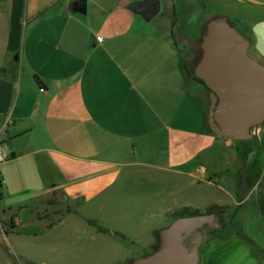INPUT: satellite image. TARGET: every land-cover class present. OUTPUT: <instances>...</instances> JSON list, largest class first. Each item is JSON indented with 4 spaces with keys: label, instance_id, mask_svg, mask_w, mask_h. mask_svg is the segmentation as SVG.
I'll return each mask as SVG.
<instances>
[{
    "label": "crops",
    "instance_id": "0c3cea01",
    "mask_svg": "<svg viewBox=\"0 0 264 264\" xmlns=\"http://www.w3.org/2000/svg\"><path fill=\"white\" fill-rule=\"evenodd\" d=\"M74 1L0 0V152L6 162L21 161L27 172L48 177L40 189L48 203L65 202L67 214L85 210L86 222L88 204L142 191L131 185L135 180L159 179L160 190L151 189L156 195L183 199L167 206L158 197L160 215L188 205L226 206L227 220L221 213L223 228L203 243L200 264H264V122L253 139L213 132L209 90L191 73L196 60H166L174 39L189 42L195 56L201 37L190 36L184 18L193 12L201 19L198 1L165 0L168 20L155 23L162 8L148 21L128 7L138 0H87L85 13L71 8ZM248 1L264 6V0ZM245 29L249 50L264 64V18H250ZM6 171L0 163L2 188ZM206 184L231 200L204 205L183 198ZM127 226L115 232L141 242ZM158 231L146 238L147 253L123 250L149 254Z\"/></svg>",
    "mask_w": 264,
    "mask_h": 264
},
{
    "label": "rangeland",
    "instance_id": "374dc122",
    "mask_svg": "<svg viewBox=\"0 0 264 264\" xmlns=\"http://www.w3.org/2000/svg\"><path fill=\"white\" fill-rule=\"evenodd\" d=\"M197 1L201 19L196 21L193 12L187 13L184 18L193 38L203 34L200 31L201 21H207L217 14L228 16L246 36L249 35L245 29L246 22L250 18H264V6L248 0ZM202 3L205 5L204 10L201 8ZM165 7L166 1L162 0V12L155 17L154 23L168 20V16L163 15ZM249 54L258 61L263 60L257 58L251 50ZM191 57L189 42L174 39L171 54L166 50V60H191ZM259 160L264 162V150L260 151ZM3 163L7 171L3 174V188L0 185V264H128L130 257L141 256H128L123 245L131 247L137 255L147 253L150 250L146 238L153 235V229L167 226L174 219L170 213L158 214L161 207L158 197L166 198L167 206H175V198L178 203L183 200L179 193L170 195L163 192L160 196L156 195L151 189L156 187L160 190L162 186L159 179L142 178L131 182V185L142 188L140 192L123 190L115 193L108 201L88 204L86 222L85 210L67 214L65 202L48 203L43 191H40L46 183L48 185V177L32 170L27 172V167L21 161ZM172 189L178 188L173 186ZM220 197L226 201L231 200L220 189L206 184L199 190H189L183 198H199L205 205ZM150 198H156L157 201L152 202ZM202 210L206 211V207ZM219 211L226 221L227 209ZM16 217L20 218V224H17ZM124 224H128L130 231L138 233L141 242L131 243L115 232L116 228ZM99 226H106L109 230L100 234L96 231Z\"/></svg>",
    "mask_w": 264,
    "mask_h": 264
},
{
    "label": "water",
    "instance_id": "95a60500",
    "mask_svg": "<svg viewBox=\"0 0 264 264\" xmlns=\"http://www.w3.org/2000/svg\"><path fill=\"white\" fill-rule=\"evenodd\" d=\"M128 7L149 21L161 11L162 2L138 0ZM71 8L85 13L87 0H75ZM250 44V37L228 16L217 14L205 22L193 69L209 90L211 130L232 140L253 139V128L264 122V64L249 54ZM222 228L218 210L178 216L159 229L157 247L132 264H200L208 230Z\"/></svg>",
    "mask_w": 264,
    "mask_h": 264
},
{
    "label": "trees",
    "instance_id": "16d2710c",
    "mask_svg": "<svg viewBox=\"0 0 264 264\" xmlns=\"http://www.w3.org/2000/svg\"><path fill=\"white\" fill-rule=\"evenodd\" d=\"M196 62H197V60H196ZM196 62H195V64H196ZM195 64H194V66H195ZM194 66H193V68H194ZM191 73H192V75L196 78V79H198V80H200L201 82H203L201 79H199V78H197L195 75H194V73H193V69L191 70ZM204 83V82H203ZM207 87V86H206ZM208 88V87H207ZM226 206H223V205H220V204H212V205H210V206H208L207 208H206V211L205 212H211V211H215V210H220V209H223V208H225ZM204 211L201 209V208H197V207H194V206H182V207H179V208H175V209H173V210H171L169 213L174 217V218H176V217H178V216H185V215H194V214H198V213H203ZM221 232V230H218V231H216V232H214V234H212V235H216V234H218V233H220ZM211 235V236H212Z\"/></svg>",
    "mask_w": 264,
    "mask_h": 264
},
{
    "label": "flooded vegetation",
    "instance_id": "af4514ba",
    "mask_svg": "<svg viewBox=\"0 0 264 264\" xmlns=\"http://www.w3.org/2000/svg\"><path fill=\"white\" fill-rule=\"evenodd\" d=\"M198 49H199V50H198ZM198 51H199V53H198ZM200 53H201V48H200V46H199V44H198V46H197V48H196V51H195V54H193V55H195V56H193V57L191 58V60H198V57H199ZM193 69H194V68H193ZM214 232H216V231H212L211 229H209L207 235L210 236V235L214 234Z\"/></svg>",
    "mask_w": 264,
    "mask_h": 264
},
{
    "label": "built area",
    "instance_id": "2783aa9c",
    "mask_svg": "<svg viewBox=\"0 0 264 264\" xmlns=\"http://www.w3.org/2000/svg\"><path fill=\"white\" fill-rule=\"evenodd\" d=\"M98 40L102 41L103 38L101 36H98ZM6 160H8V156L5 153L0 152V163L4 162Z\"/></svg>",
    "mask_w": 264,
    "mask_h": 264
}]
</instances>
